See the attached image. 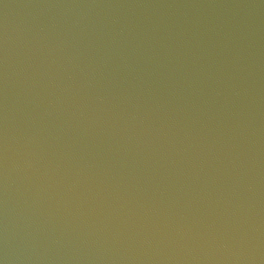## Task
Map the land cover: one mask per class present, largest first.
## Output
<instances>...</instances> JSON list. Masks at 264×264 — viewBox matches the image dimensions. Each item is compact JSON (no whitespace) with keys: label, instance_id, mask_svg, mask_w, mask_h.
<instances>
[{"label":"water","instance_id":"water-1","mask_svg":"<svg viewBox=\"0 0 264 264\" xmlns=\"http://www.w3.org/2000/svg\"><path fill=\"white\" fill-rule=\"evenodd\" d=\"M0 264H264V0H0Z\"/></svg>","mask_w":264,"mask_h":264}]
</instances>
